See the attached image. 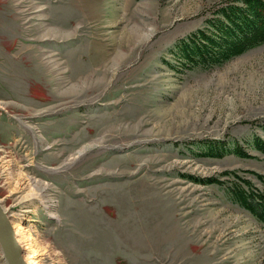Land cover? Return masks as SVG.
<instances>
[{
    "label": "rangeland",
    "instance_id": "1",
    "mask_svg": "<svg viewBox=\"0 0 264 264\" xmlns=\"http://www.w3.org/2000/svg\"><path fill=\"white\" fill-rule=\"evenodd\" d=\"M222 1L0 0V159L48 185L49 210L13 207L42 263L264 264V224L198 181L264 191V45L212 68L176 48Z\"/></svg>",
    "mask_w": 264,
    "mask_h": 264
},
{
    "label": "trees",
    "instance_id": "2",
    "mask_svg": "<svg viewBox=\"0 0 264 264\" xmlns=\"http://www.w3.org/2000/svg\"><path fill=\"white\" fill-rule=\"evenodd\" d=\"M261 45H264V0H223L212 17L205 21V27L191 34L189 39L180 41L176 48L179 59L188 67L212 68ZM262 128L264 130V126ZM252 143L255 149L264 153L262 139L254 137ZM207 144L205 156L221 157L230 152L250 157L238 144L229 149L219 142ZM253 174L264 186V175ZM223 175L234 179L225 182L211 177L198 181L224 186L236 204L264 224V191L235 172H224Z\"/></svg>",
    "mask_w": 264,
    "mask_h": 264
},
{
    "label": "bare ground",
    "instance_id": "3",
    "mask_svg": "<svg viewBox=\"0 0 264 264\" xmlns=\"http://www.w3.org/2000/svg\"><path fill=\"white\" fill-rule=\"evenodd\" d=\"M1 104L3 103L0 102V105ZM11 167H13L12 170H19V172L22 169L21 166H12L11 164H8L7 161H3L0 159V171L5 172ZM20 175L21 172L18 174V177L13 181V204L7 207L2 205V200H0V209L3 212L4 216L9 220L18 248L21 251L25 252L23 256L24 264H44L42 263V257H40L39 254L33 249L34 241L32 240L31 234L29 233V229L16 224V218L18 219L19 217L18 215H16L15 212H13V207H15V205L21 204L22 202L24 204V202L27 203L31 201L33 202L35 200L39 201L40 199H45L46 204H44V206L49 210V206H52V204H50L51 200H48V185L44 181L32 177L20 178ZM22 211L30 213V210L28 208H25Z\"/></svg>",
    "mask_w": 264,
    "mask_h": 264
},
{
    "label": "water",
    "instance_id": "4",
    "mask_svg": "<svg viewBox=\"0 0 264 264\" xmlns=\"http://www.w3.org/2000/svg\"><path fill=\"white\" fill-rule=\"evenodd\" d=\"M0 244L8 264H24L23 251L16 243L9 220L0 209Z\"/></svg>",
    "mask_w": 264,
    "mask_h": 264
}]
</instances>
